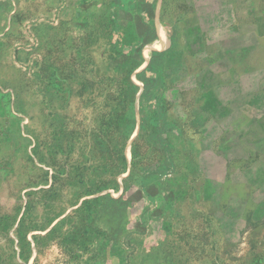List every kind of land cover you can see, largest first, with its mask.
<instances>
[{"label":"rangeland","instance_id":"1","mask_svg":"<svg viewBox=\"0 0 264 264\" xmlns=\"http://www.w3.org/2000/svg\"><path fill=\"white\" fill-rule=\"evenodd\" d=\"M93 16L86 22L54 0H0V264H264L259 164L231 177L223 157L208 172L203 156L217 187L210 204L205 180L193 194L175 156L167 184L179 218H189L184 229L159 211L156 221L117 228L123 202L147 204L139 180H168L167 144L190 102L180 95L190 68L177 43L143 49L115 17ZM194 209L200 219L189 217Z\"/></svg>","mask_w":264,"mask_h":264},{"label":"crops","instance_id":"2","mask_svg":"<svg viewBox=\"0 0 264 264\" xmlns=\"http://www.w3.org/2000/svg\"><path fill=\"white\" fill-rule=\"evenodd\" d=\"M54 1L65 9L77 11L86 22L93 15L115 17L120 26L125 25L123 38L144 44L143 49L170 50L177 43L176 49L185 55L182 67L190 68L182 77L185 86L180 90V95L190 96V102L178 108L174 126L178 140L167 144L168 180L156 174L139 180L135 189L148 205L139 209L123 202L117 215V228L144 217L156 221L159 211L161 222L184 229L189 218H179L180 208L172 205L177 190L167 184L176 172L175 156L181 160L177 166L179 175L193 179V194L196 195L198 180H205L210 204L217 203V187L216 181L203 172V156L211 157V164L205 165L208 172L217 157H223L222 171L231 177L235 173L249 174L258 164L264 168V0ZM154 43L156 46L152 47ZM239 98L243 102L241 111L240 106H234ZM250 108L256 113L255 118L248 116ZM235 115H247V119L238 120ZM223 146L224 153L219 150ZM185 192L192 193L190 188ZM177 209L179 215L173 220ZM127 213L129 220L124 221ZM212 214L210 211V217ZM190 215L191 219L201 218L195 209ZM115 219L106 218L112 225Z\"/></svg>","mask_w":264,"mask_h":264}]
</instances>
